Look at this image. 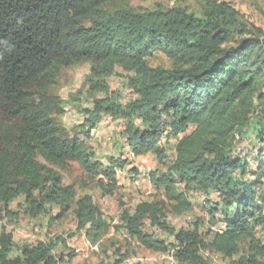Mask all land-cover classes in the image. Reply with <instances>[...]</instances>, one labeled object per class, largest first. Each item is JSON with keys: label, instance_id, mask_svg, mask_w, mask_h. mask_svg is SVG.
Here are the masks:
<instances>
[{"label": "trees", "instance_id": "1", "mask_svg": "<svg viewBox=\"0 0 264 264\" xmlns=\"http://www.w3.org/2000/svg\"><path fill=\"white\" fill-rule=\"evenodd\" d=\"M120 1L0 0V264L74 259L72 234L64 233L12 255L9 226L38 219L53 205L58 218L75 206L77 229L88 236L108 233L94 198L76 199L56 168L78 162L95 178L103 175L95 181L104 194L116 191L117 170L127 160L116 158L102 172L88 142L105 116L124 120L134 155L153 153L166 163L149 174L162 197L122 210L119 228L180 264H211L204 250L232 258L231 264H264V242L256 235L264 229V28L227 0H208L201 15L178 6L116 7ZM157 50L172 61L170 68L150 64ZM81 62L92 63V92L105 95L94 100L87 129L71 133L56 120L65 109L51 88L62 68ZM117 67L131 73V101H121L106 82ZM168 132L176 139L170 161L163 146ZM247 134L258 147L255 168L237 147ZM195 188L219 195L206 205L210 222L224 223L221 231L211 227V237L166 219L168 206L179 214L193 209L188 193ZM147 220L173 240L149 233Z\"/></svg>", "mask_w": 264, "mask_h": 264}, {"label": "rangeland", "instance_id": "2", "mask_svg": "<svg viewBox=\"0 0 264 264\" xmlns=\"http://www.w3.org/2000/svg\"><path fill=\"white\" fill-rule=\"evenodd\" d=\"M208 0H121L118 6H129L142 11L145 9H155L158 7H186L199 15ZM233 3L248 19L264 28V0H227ZM152 66H164L170 68L172 61L161 50H157L150 59ZM92 63L81 62L61 69L57 83L51 88L53 94H57L62 99V106L65 112L56 115L59 124L64 125L71 133L87 129V120L90 119L89 110H92L93 102L97 98L105 95L102 91L92 92L91 84L97 78L89 79L91 76ZM130 72L117 67L115 72L106 78V82L111 90L119 93L121 101L127 102L135 99V95L127 89ZM105 81V79H104ZM125 122L123 119L112 120L108 116L102 117L97 126L91 130L88 138L89 144L94 148L96 159L101 162L100 170L111 164L116 158L126 159L124 168L117 170L118 188L113 194H104L96 184V178L103 177L102 174L93 176L85 170L78 162H71L66 168L60 169L64 183L73 185L76 189V199L89 194L100 206L104 219L109 223L110 229L105 235H87L85 230L77 229L78 223L75 217L74 208L64 216L58 218L60 208L53 205L49 213L38 219H26L9 226L8 231L13 235L12 255H17L26 246L35 244L43 238H51L55 234H72L69 239L70 245L76 249L77 255L72 261L63 264H180L168 253L154 252L146 249L136 239L131 238L128 233L119 228L120 214L122 210L134 211L136 206L145 201H153L162 197L161 192L151 183L149 174L151 170L157 168L164 169V163H159L156 155L150 153L149 157L136 156L127 146L124 137ZM165 137V136H164ZM255 138L252 134H247L238 144V149L243 156L251 162V167L257 165L256 154L258 147L255 146ZM165 156L168 160L175 157L176 139L166 141L163 138ZM143 162L149 164L147 171ZM136 171H135V170ZM252 170V169H251ZM182 188V185H181ZM188 197L193 203V209L184 213H176L168 206L165 210L167 221L177 227L193 229L198 226L199 231L205 237L212 236L211 227L218 225L223 228L224 223L212 224L211 217L207 212L209 201L219 200L216 192L210 195L202 193L200 189H192ZM22 198L12 203L14 210L19 209ZM54 218V219H52ZM0 221V235L1 226ZM145 228L149 233H153L161 239L173 240L166 236L163 230L153 227L147 220ZM257 237L264 242V229H258ZM209 237V238H210ZM242 251L248 250V240L240 242ZM203 255L211 264H231L232 258L226 257L218 252L204 250ZM264 260V256L261 257Z\"/></svg>", "mask_w": 264, "mask_h": 264}, {"label": "built area", "instance_id": "3", "mask_svg": "<svg viewBox=\"0 0 264 264\" xmlns=\"http://www.w3.org/2000/svg\"><path fill=\"white\" fill-rule=\"evenodd\" d=\"M169 133L170 132H168V134H164L163 136H165V138H166V141H168L171 137H170V135H169ZM134 154V153H133ZM142 166H145V170L147 171V168H149V164H147L146 162H143V164H141ZM249 167H251V166H249ZM216 226V228H218L219 229V231H221V227H219L218 225H215Z\"/></svg>", "mask_w": 264, "mask_h": 264}, {"label": "bare ground", "instance_id": "4", "mask_svg": "<svg viewBox=\"0 0 264 264\" xmlns=\"http://www.w3.org/2000/svg\"><path fill=\"white\" fill-rule=\"evenodd\" d=\"M128 90H129V92H131L132 94H134L133 93V91L131 90V89H129V88H127ZM135 98H136V96H135ZM133 100V99H132ZM165 138V137H164ZM171 159V158H170ZM170 159H169V161H170ZM150 169V168H149ZM212 229L213 230H218V228H216V226H212Z\"/></svg>", "mask_w": 264, "mask_h": 264}, {"label": "crops", "instance_id": "5", "mask_svg": "<svg viewBox=\"0 0 264 264\" xmlns=\"http://www.w3.org/2000/svg\"><path fill=\"white\" fill-rule=\"evenodd\" d=\"M175 146H176V143H175ZM151 154H148V155H146L145 157L147 158V157H149Z\"/></svg>", "mask_w": 264, "mask_h": 264}]
</instances>
